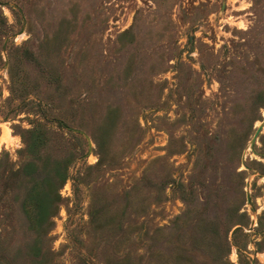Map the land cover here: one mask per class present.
Listing matches in <instances>:
<instances>
[{
	"label": "rangeland",
	"instance_id": "1",
	"mask_svg": "<svg viewBox=\"0 0 264 264\" xmlns=\"http://www.w3.org/2000/svg\"><path fill=\"white\" fill-rule=\"evenodd\" d=\"M0 264H264V0H0Z\"/></svg>",
	"mask_w": 264,
	"mask_h": 264
},
{
	"label": "trees",
	"instance_id": "2",
	"mask_svg": "<svg viewBox=\"0 0 264 264\" xmlns=\"http://www.w3.org/2000/svg\"><path fill=\"white\" fill-rule=\"evenodd\" d=\"M31 143L35 144V141L33 140ZM33 144V145H34ZM32 147L27 143L26 148ZM47 163L50 164L52 167V172L50 173H45V176H43L42 180V185H47V186H53L56 185L54 188L57 189L58 185L62 182V180L65 177L66 174V168H65V160L61 161L60 159H50L49 157H46L45 160L43 161V165H46ZM21 170L25 174L31 175L35 171V166L32 162L27 161L21 166ZM36 177V174L33 176V178ZM54 183V184H53ZM36 183L32 184L30 188V192L27 195V198L29 199L28 201L32 204V207L38 206L39 212H37V215L34 216L35 223L37 225H41L44 222L45 216L43 215L44 208L46 207V192H43L41 196L38 194L40 190L36 188ZM40 186V185H39ZM49 202V201H48ZM25 215H27L25 213Z\"/></svg>",
	"mask_w": 264,
	"mask_h": 264
},
{
	"label": "water",
	"instance_id": "3",
	"mask_svg": "<svg viewBox=\"0 0 264 264\" xmlns=\"http://www.w3.org/2000/svg\"><path fill=\"white\" fill-rule=\"evenodd\" d=\"M259 127H260V126H257V127H256V129H255V131H254V133H253V135H252L251 140H253V139L255 138V135H256L257 131L259 130Z\"/></svg>",
	"mask_w": 264,
	"mask_h": 264
}]
</instances>
